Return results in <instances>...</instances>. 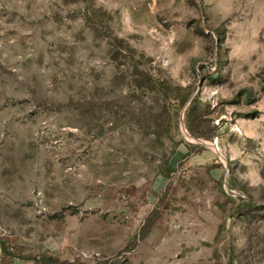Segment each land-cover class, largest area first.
Masks as SVG:
<instances>
[{
	"label": "rangeland",
	"instance_id": "obj_1",
	"mask_svg": "<svg viewBox=\"0 0 264 264\" xmlns=\"http://www.w3.org/2000/svg\"><path fill=\"white\" fill-rule=\"evenodd\" d=\"M0 264H264V0H0Z\"/></svg>",
	"mask_w": 264,
	"mask_h": 264
},
{
	"label": "trees",
	"instance_id": "obj_2",
	"mask_svg": "<svg viewBox=\"0 0 264 264\" xmlns=\"http://www.w3.org/2000/svg\"><path fill=\"white\" fill-rule=\"evenodd\" d=\"M188 98H189V95H186L184 98H182V100H181L182 105H184V104L186 103V101H187ZM171 170H172L171 167H167V168L163 169V171H162L161 174H162L163 176L167 177V176L169 175V172H170ZM219 232H220V230H218L215 239L217 238Z\"/></svg>",
	"mask_w": 264,
	"mask_h": 264
}]
</instances>
